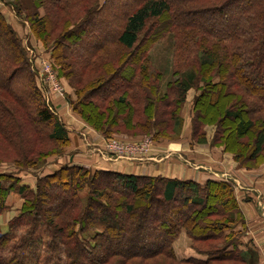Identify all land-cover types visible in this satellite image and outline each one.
I'll return each mask as SVG.
<instances>
[{
    "label": "trees",
    "instance_id": "1",
    "mask_svg": "<svg viewBox=\"0 0 264 264\" xmlns=\"http://www.w3.org/2000/svg\"><path fill=\"white\" fill-rule=\"evenodd\" d=\"M89 1L71 0L67 10L30 20L58 76L68 81L72 111L106 137L124 130L157 138L181 125L186 94L201 84L191 107L192 139L206 143L203 128L215 125L211 145L246 169L264 162V0ZM80 9L86 10L81 19ZM166 33L181 42L162 90L149 50ZM0 52V163L17 168L0 172V214L9 193L21 198L6 231L0 228V264H105L115 256L122 264L252 259L230 229L243 215L224 180L199 184L64 163L34 172L30 187L19 174L28 172L19 169L42 165L69 135L39 93L27 52L1 11ZM181 230L205 259L176 257L172 242Z\"/></svg>",
    "mask_w": 264,
    "mask_h": 264
},
{
    "label": "crops",
    "instance_id": "2",
    "mask_svg": "<svg viewBox=\"0 0 264 264\" xmlns=\"http://www.w3.org/2000/svg\"><path fill=\"white\" fill-rule=\"evenodd\" d=\"M190 100L191 98L189 99L191 104ZM187 101L188 98L184 103L187 104ZM49 103V107L64 123L71 146L76 144L79 153L66 156L65 160L64 156L57 160L51 159L50 165L47 166L48 169H44V173L57 169L58 164H55L57 162L59 164H79L92 170H110L132 175L164 176L182 180L192 179L199 184H204L206 180L227 181L233 187L234 196L243 215V221L235 224L232 229L237 233L238 248L242 251H252L257 259L255 264H264V163L248 169L239 165L232 158V154L224 151L222 146L210 144L215 133L212 126L205 127L206 143L197 144L192 139L191 129L188 128L191 116L190 105L188 113H186V115L189 114V117L184 122L187 127L183 129L185 136H180L175 142L170 143V152L164 149L161 150V153L159 151V154L150 152L146 160L137 162L133 161L135 158L130 159L132 161L125 158L118 161L110 159L113 158V155L108 154L104 148L105 139L91 127H87L79 116L72 112L65 97L51 92ZM90 140H92V147L95 151L88 148ZM103 149L106 155L101 154ZM149 160L152 161L149 162ZM34 178H29L30 180H25V182L32 185ZM183 241L185 243V238ZM182 244L178 245V248H174L178 259L188 257L205 259V256L197 254Z\"/></svg>",
    "mask_w": 264,
    "mask_h": 264
},
{
    "label": "rangeland",
    "instance_id": "3",
    "mask_svg": "<svg viewBox=\"0 0 264 264\" xmlns=\"http://www.w3.org/2000/svg\"><path fill=\"white\" fill-rule=\"evenodd\" d=\"M68 1H71V0H59L57 2L54 0H41L39 2L34 1V0H0V11L3 13L6 21L11 24L16 35L20 38L21 45L23 49L26 50L27 52V56L29 58V64H31V68L33 70V78L37 83L39 93H41L48 107L50 105L49 94L53 92L52 91L53 85L57 84L58 86L61 87V89L63 90L62 91L63 93L61 94V96L65 97V99H67V95L71 96L73 92L68 84L67 79H65L64 77L58 76L57 66L53 63L50 50H48L45 47L43 48V44L36 39V35H34L33 29H32V26H33L31 23L32 21L30 20L32 19L35 13H38L42 17L43 15L47 16V14L50 12L49 11L50 9L51 10L57 9V7L63 6L64 10H67V8H69V4L67 3ZM94 2L96 1L90 0L89 4L93 6ZM202 2L200 1L199 4ZM83 10L82 9L79 10V12L81 13L79 16L80 19L86 15L85 14L86 10L84 11ZM48 17H49V14H48ZM204 18L208 20L206 17ZM180 38L181 37L175 35L174 33H166L165 36H163L162 38L158 40V42L153 44L151 49L149 50V60L151 61L150 69L153 70L155 73H160L162 75V78L158 82V85L160 86L162 90H164L165 83L172 79L171 71H172L173 63H174L173 58L175 56L174 54L176 50V45L181 42ZM48 45H50V43ZM188 46L191 47V45H188ZM46 65L51 67V70L48 73L44 71V66ZM200 87H201V84H198L197 87H191V89H189L188 93L186 94L185 100L188 98V101L186 102L187 104H185L184 103L185 101H184L182 107L179 110V117L182 118L181 125L173 126L172 127L173 130H171V127L168 129H163L161 131L162 132L161 136H156L157 138H154L153 132L144 134V133H138L137 131V134H133V133L125 132L124 130L118 131L117 133H112L110 137H106L105 135H102L98 131L93 129V127L88 125L85 122V120H82L81 117L79 118L80 120L83 121V123L87 127H91L97 134H99L103 139H105L106 142L109 140H113L115 142H119V144L122 145V147H124V149L119 150L118 153H110L108 148L104 147L106 151L108 152V154L113 155V158L109 157L110 159H114L118 161V160H124L125 158V159H128L129 161H132L133 158H135L133 161H137V162H140L141 160L144 161L146 160L150 152H156L157 154H159V151L161 153L162 149L170 152V149H169L170 143L175 142L176 139L180 138V136H183V137L185 136L183 129L187 127L184 124V122L186 118L189 117L188 116L189 114L186 115V113H188L189 105L192 107L193 105L192 101L194 97L201 92ZM65 89L66 91H64ZM190 98H191L190 101L192 102L191 104L189 102ZM51 110L54 111L52 108ZM72 112L76 113L75 111H72ZM189 112L191 115V109ZM191 119L192 117L190 116V119H189L190 122L188 124V128L190 129L192 128ZM207 126H212L215 129V125H206L204 126L203 131H205V127ZM247 134L250 136V138L253 136L251 133H247ZM205 136H206V131H205ZM88 144H89V147H88L89 150L92 149L93 151H95L94 148L92 147V140H90ZM77 147L78 146L76 144L75 146H71V143L67 142L66 144L61 146L58 154L56 155L54 154V155L47 157V159L43 161L42 165L38 167H34L33 169H26V170L19 169L20 171L28 172V173L19 172V174L23 176L22 179L24 182L25 180L29 181L30 180L29 178L31 179L34 178L35 176L34 172L36 175H39L40 173H44L43 171L45 168H47L48 165H50L49 163L51 159L57 160V158H61L64 156V160H65L67 158L66 156L75 155L76 153H79V151L77 150ZM101 154H105L104 149L102 150ZM151 161L152 160H149V162ZM154 162H157V161H154ZM4 164L0 163V172L10 171L12 170V168H15V170H17V168L14 167V165H11V163L9 162H7L6 165ZM55 164H58V167H59L63 163L59 164L55 162ZM35 181L36 179L34 178L33 184L30 185V187L31 186L33 187L35 185ZM6 204H7L8 209H6L3 213L0 214V228L2 231H6L8 219L12 218L20 211L21 198L16 193H9V195H7V198H6ZM59 205H60V202L58 201L53 203L54 208H58L56 206H59ZM235 224L232 225L230 229H233L235 227ZM143 225L145 228L148 226L147 223H143ZM183 238H185V243L183 241ZM181 243L185 244L188 248L193 250L192 241L187 235L186 231L184 230L180 231L179 235L172 242V246L173 248H178V245L181 246ZM251 257L252 259H250L246 264L256 263L257 259L255 257V254ZM119 260L120 258H118L117 256L111 257L107 260V263L105 264H122L121 262H119ZM164 261H166V259H164ZM224 264H234V263L225 261ZM236 264H244V263H239L236 261Z\"/></svg>",
    "mask_w": 264,
    "mask_h": 264
},
{
    "label": "built area",
    "instance_id": "4",
    "mask_svg": "<svg viewBox=\"0 0 264 264\" xmlns=\"http://www.w3.org/2000/svg\"><path fill=\"white\" fill-rule=\"evenodd\" d=\"M45 65V64H44ZM51 70V67L46 65L44 66V71L45 72H50ZM51 74V73H49ZM52 91L57 94V95H61L63 92V90L61 89L60 86H58L57 84L53 85L52 86ZM105 147L108 148V150L111 152V153H118L119 150H122L124 149V147H122V145L119 144V142H115L113 140H109L105 143Z\"/></svg>",
    "mask_w": 264,
    "mask_h": 264
}]
</instances>
